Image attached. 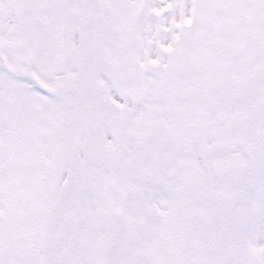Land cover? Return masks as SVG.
Instances as JSON below:
<instances>
[{
	"label": "snow or ice",
	"instance_id": "obj_1",
	"mask_svg": "<svg viewBox=\"0 0 264 264\" xmlns=\"http://www.w3.org/2000/svg\"><path fill=\"white\" fill-rule=\"evenodd\" d=\"M0 264H264V0H0Z\"/></svg>",
	"mask_w": 264,
	"mask_h": 264
}]
</instances>
